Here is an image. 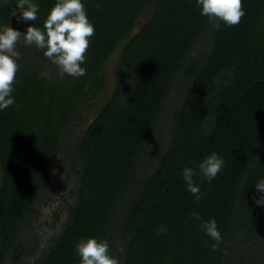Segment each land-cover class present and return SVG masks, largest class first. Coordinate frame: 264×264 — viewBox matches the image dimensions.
<instances>
[{"label":"trees","instance_id":"16d2710c","mask_svg":"<svg viewBox=\"0 0 264 264\" xmlns=\"http://www.w3.org/2000/svg\"><path fill=\"white\" fill-rule=\"evenodd\" d=\"M35 2L34 23L43 28L56 0ZM17 3H0V26H11ZM85 6L95 25L86 75L55 76L43 50L27 45L16 104L0 112V264L30 254L22 233L32 226L35 202L73 124L103 94L104 66L121 44L114 91L68 162V176H79L75 202L35 264H79L81 237L107 239L121 264H264V204L256 203L264 193L255 187L264 179V0H244L241 22H221V30L195 0ZM176 86L180 101L167 113ZM212 152L225 166L211 183L194 178L205 194L197 202L181 173ZM194 211L217 220L224 239L216 251ZM161 225L166 234H158Z\"/></svg>","mask_w":264,"mask_h":264},{"label":"clouds","instance_id":"9594fccd","mask_svg":"<svg viewBox=\"0 0 264 264\" xmlns=\"http://www.w3.org/2000/svg\"><path fill=\"white\" fill-rule=\"evenodd\" d=\"M3 2L6 0H0V3ZM243 2L244 0H195L200 15L213 21L211 27L214 30H221V22L227 26L238 25L246 15ZM17 7L21 10L17 17L18 22L37 20L39 4L35 0H18ZM96 7H101L99 2ZM94 33L95 25L88 17L85 0H56L43 28L37 27L35 23L29 25L25 32L11 26L0 27V112L16 104L13 92L20 68V53L16 50L18 41L22 39L26 45H34L43 50V55L58 66L61 76L67 74L81 77L87 72L86 67L82 65ZM41 75L47 76V73ZM224 166V158L217 152H212L203 157L196 167L183 168L182 178L195 201L202 200L205 194L194 178L201 176L211 183ZM255 187L258 192L264 193V179L258 181ZM256 203L264 204V196ZM191 216L194 217V223L199 222V229L215 241L211 244L212 250L219 249L224 238L219 231L217 220L214 217L202 220L196 211L192 212ZM166 232V226L161 225L158 234ZM109 249L108 240L103 238L81 237L75 244L76 253L80 258L79 264H121L120 259ZM224 253L228 254L227 249H224Z\"/></svg>","mask_w":264,"mask_h":264},{"label":"rangeland","instance_id":"374dc122","mask_svg":"<svg viewBox=\"0 0 264 264\" xmlns=\"http://www.w3.org/2000/svg\"><path fill=\"white\" fill-rule=\"evenodd\" d=\"M148 17V12H145L140 17L134 33L140 29L147 21ZM122 47L123 44L117 47L104 66L103 74L108 82L103 94L96 100H93L92 107L86 114L85 120L73 124L72 130L65 137L64 151L59 155L49 179L45 182L44 187L39 193L35 202V212L32 215V226L22 233V240L31 250L30 254L25 255L18 263H14L13 260L8 257L5 264H35L36 260L47 249L51 240L55 236L61 234L69 217L70 208L75 202L79 183V176L77 173L73 172L68 176V162H70L72 158L75 143L82 137L87 125L92 122L101 105L114 91L117 65ZM16 50L20 53V57L31 54L28 52V47L23 41L17 42ZM51 68L55 76H61L58 66L51 63ZM63 76L68 78L73 77L67 74ZM179 94V88L176 86L168 100L167 111H169L167 113H171L172 109L180 101ZM168 117L169 116L166 115L164 120L168 121ZM240 237L241 236L238 238L240 239ZM237 246L241 248L240 244H237Z\"/></svg>","mask_w":264,"mask_h":264},{"label":"water","instance_id":"95a60500","mask_svg":"<svg viewBox=\"0 0 264 264\" xmlns=\"http://www.w3.org/2000/svg\"><path fill=\"white\" fill-rule=\"evenodd\" d=\"M20 15L19 12H16L15 15L11 18V27L15 29H19L21 32H25L27 30V27L34 23V21H27L26 23L18 22L17 17Z\"/></svg>","mask_w":264,"mask_h":264}]
</instances>
